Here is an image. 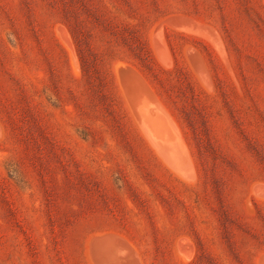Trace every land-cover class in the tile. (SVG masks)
Instances as JSON below:
<instances>
[{"label": "rangeland", "instance_id": "obj_1", "mask_svg": "<svg viewBox=\"0 0 264 264\" xmlns=\"http://www.w3.org/2000/svg\"><path fill=\"white\" fill-rule=\"evenodd\" d=\"M0 264H264V0H0Z\"/></svg>", "mask_w": 264, "mask_h": 264}]
</instances>
